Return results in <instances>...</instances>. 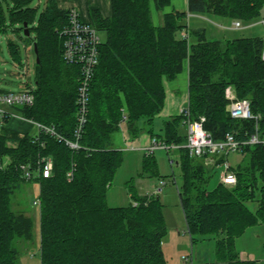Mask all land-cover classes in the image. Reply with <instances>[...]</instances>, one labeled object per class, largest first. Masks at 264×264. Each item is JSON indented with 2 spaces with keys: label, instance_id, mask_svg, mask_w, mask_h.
<instances>
[{
  "label": "trees",
  "instance_id": "16d2710c",
  "mask_svg": "<svg viewBox=\"0 0 264 264\" xmlns=\"http://www.w3.org/2000/svg\"><path fill=\"white\" fill-rule=\"evenodd\" d=\"M1 1L0 27L5 30ZM4 1L9 3L10 25H18L13 28L18 36L36 45L38 60L33 104L9 108L1 121L6 124L13 113L51 126L59 137L34 125V134L0 125V264H19L16 240L33 237L31 217L11 207V195L25 181H34L39 188L40 264H167L162 251L166 224L159 198L140 195L127 184L131 200L127 206L106 203L107 190L122 161L112 135L125 122L133 137L144 130L165 143L183 145L186 135L181 114L164 122L163 135H155L152 125L164 105V82L174 80L185 67L189 117L204 118L202 127L213 140L227 133L245 140L256 127L264 132L262 38L217 39L206 29L189 28L185 20L187 13H207L251 21L260 16L264 0H187L185 11L164 14L160 25L151 20L150 0H111L108 17L91 8L90 23L105 38L99 44L89 85L86 122L77 138L80 69L62 58L61 30L71 9L45 0L38 13L32 0ZM170 1L153 0L157 9ZM183 30L186 36L181 35ZM9 46L15 56V46ZM17 62L21 65L19 58ZM229 86L238 99L249 101L257 119L230 117L225 93ZM140 120L145 127H139ZM68 140L79 147H69ZM239 152L247 154L248 161L229 166L235 184L219 181L208 190L209 168L223 158L207 166L186 148L175 150L182 179L178 195L187 231L192 243L214 238L217 263L255 264L239 258L235 240L248 228L264 223V145L246 144ZM46 158L51 159L52 169L43 177ZM142 165L145 172L157 176L151 153L144 154ZM253 201L256 208L251 211L248 203Z\"/></svg>",
  "mask_w": 264,
  "mask_h": 264
},
{
  "label": "rangeland",
  "instance_id": "374dc122",
  "mask_svg": "<svg viewBox=\"0 0 264 264\" xmlns=\"http://www.w3.org/2000/svg\"><path fill=\"white\" fill-rule=\"evenodd\" d=\"M8 4L9 3L4 0L1 1V12L6 24V29L1 30L0 27V89L18 91L23 89L26 85L34 89L36 59L33 45L27 44V41L22 40L16 31L13 30V28H17L18 25H10L8 19ZM31 6L36 7L39 13L45 6V0H32ZM150 11L155 24L156 18L153 13L154 10H151V5ZM202 17L209 22V24L207 23V27L213 32L217 29V34L215 33L214 36L217 39L246 36L264 37V26L261 23V21L264 20V13H261L254 21H241L240 28L233 29L228 33L220 31L216 27L215 30H213L212 27H214V24L210 19H215L216 17H214V15L206 14ZM225 22L230 24L231 20L226 19ZM189 23H195L192 16H190ZM247 24L251 27L245 28ZM222 32H224V34H222ZM97 33L99 40L101 42L104 41L105 34L101 31ZM32 36L33 34H31V37ZM10 43L15 46V56L11 53ZM14 57H16V60ZM18 58L21 61V65L17 62ZM227 89L232 90L233 96L238 99L231 86L227 87L226 90ZM14 120L21 125L24 124L20 122L19 119L16 120L15 118ZM140 121L145 123L144 120ZM163 121L164 120L160 117L154 119L153 133L155 135H163ZM35 132L36 128L32 126L29 129V133L34 134ZM146 136L147 132L141 131L138 136L133 137L129 134L125 122H122L119 130L113 133V146L116 145L117 149L121 150L122 161L120 166L116 169L111 185L107 190V205L110 207H124L130 203L131 200L127 184H132L140 195L151 194L157 196L163 205V216L166 224V235L164 240L168 238V235L170 236L169 243L172 247V261L176 263L177 260H181V249L185 250L184 253L187 254V256L195 255L196 261H208L213 259L215 243L212 236L199 239L191 245L178 195V187L182 182L180 169L176 164L178 156L174 150L167 152L165 149H155L151 154L156 161L157 176L145 172L142 163L146 152L144 149L145 140L143 139H145ZM4 161L5 163L8 162L7 158H5ZM225 161L229 166L236 167L238 164H245L248 161V155L242 154L239 151L230 152L225 157ZM224 168V165L222 167L211 166L209 168L210 177L206 186L208 190L213 189L219 183L220 173ZM38 193L39 188L36 182L25 181L22 182L11 195L12 209L26 214L31 217L33 221L32 239L27 241L20 238L15 242V247L18 250L19 264H40V210L39 205L35 204V202L38 201ZM248 207L251 211H254L256 202L253 201L248 203ZM175 240L176 245L173 244ZM235 248L240 258L253 260L255 264H264V223H259L248 228L235 240Z\"/></svg>",
  "mask_w": 264,
  "mask_h": 264
},
{
  "label": "built area",
  "instance_id": "2783aa9c",
  "mask_svg": "<svg viewBox=\"0 0 264 264\" xmlns=\"http://www.w3.org/2000/svg\"><path fill=\"white\" fill-rule=\"evenodd\" d=\"M261 13H264V4L261 8ZM264 26V20L261 21ZM234 29L241 27L240 21L232 23ZM98 31L88 22L80 19L78 12L71 9L69 13L68 23L62 28L61 33L63 36V51L62 58L68 64L77 65L80 69L79 85L77 89V104L78 114L75 127V137L77 138L86 122V114L88 111L89 102V85L98 63V47L101 41L98 37ZM181 35L186 36V32L182 31ZM261 58L264 60V37ZM31 87H24L18 91H2L0 92V116L7 113L9 108L14 106L32 105L33 93ZM226 97L229 99L227 111L233 119H257V116L251 110L250 103L247 99H237L233 96L232 90H226ZM231 100V101H230ZM179 114L183 116L181 124L185 129L186 140L183 145L174 143H165L155 137H151L147 146L144 147L145 153H152L155 149H165L167 152L176 150L179 147H184L192 157L202 158L207 166L214 165L220 158L222 162L217 166L225 168L220 173V181L226 185H232L236 182L235 175L230 171L229 165L226 164L225 157L230 152H238L242 146L246 144H263L264 145V132H260L257 127L255 132L250 134L245 140H236L231 133L225 134L221 140H213L210 134L203 129L202 122L204 118L199 120H191L187 107L180 109ZM12 118H19L26 120L23 117L11 113ZM29 121V120H28ZM38 129L46 133L59 137L51 126H45L40 123L32 122ZM69 147L77 149L79 146L76 141H66ZM42 170L43 177L49 176L52 169V161L46 158ZM71 173L68 174L70 176ZM27 178L29 174L26 175ZM35 204H39L38 201Z\"/></svg>",
  "mask_w": 264,
  "mask_h": 264
},
{
  "label": "crops",
  "instance_id": "0c3cea01",
  "mask_svg": "<svg viewBox=\"0 0 264 264\" xmlns=\"http://www.w3.org/2000/svg\"><path fill=\"white\" fill-rule=\"evenodd\" d=\"M56 1H57V4L60 8L75 9L78 12L80 19L84 22L90 23L89 10L91 8L98 9L104 17H108L111 15V0H56ZM150 5H151V10L152 9L154 10L153 13H154V16L156 18V23L154 24L152 14L150 11L151 20H152L154 25H156V24L160 25L163 22L164 14L170 13V12L176 11V10L177 11H185L187 9V0H171L168 5L164 6L161 9H157L155 7L153 0H150ZM206 14L207 13H187L186 19H185L187 26L189 28H193V29H206L207 34L211 37H214L215 33L217 32L216 31L217 29L215 30V27L218 28L220 31H224L226 33H228L229 31H232L234 29L231 24L236 20L228 18V17H222V16L214 15V17H216L217 19L216 18L210 19L212 21V23L214 24V27H212V28L215 31L213 32L209 27H207L208 26L207 23L209 24V22L206 19H204V17H202L203 15H206ZM208 15H210V14H208ZM190 16L193 17L194 22H195L194 24L189 23ZM226 19L231 20V23L228 24L227 22H225ZM254 20H251V21H254ZM246 26L247 27H245V28L251 27L248 24ZM224 32H222V34H224ZM246 37H250V36H246ZM233 38H238V37H232V38H225L224 37L221 39H233ZM180 74L176 77L177 79L175 78L172 81H165L164 82V91H165L164 105H163L161 112L157 116V117H160L162 120H164L163 122H165L166 120H168L172 116L179 114L180 109L187 107L188 89H187V69H186V67L182 70V72ZM0 90H3V89H0ZM3 91H6V90H3ZM14 119L15 118H10L6 124H3L1 121V116H0V125L3 124L5 127L16 130V131L20 132L21 134L29 132V129L33 126L31 121L16 118V120L19 119L20 122L24 123L21 125L20 123H18ZM143 125H144V123L142 121H140L139 127H142ZM148 127L149 126L146 125V128H148ZM152 130H153V125H152ZM150 138L151 137L147 133L146 138L143 139V140H145L144 146H147ZM115 147H116V145H115ZM184 222H185V220H184ZM186 229H187V227H186ZM167 237H168L167 238L168 240L165 239L162 242V249H163L162 251H163L164 257L167 261V264H225V263L215 262L214 258L210 259L208 261H196L195 255H188L187 256V254L184 253L185 250H182V249H181V260H179V261L177 260V262L174 263L172 261V257H171L172 247L170 246V243H169L170 236L168 235ZM189 238L191 241L190 235H189ZM173 244L176 245V240L173 242ZM191 245H193L192 241H191ZM165 251H166V253H165ZM240 259H242V258H240Z\"/></svg>",
  "mask_w": 264,
  "mask_h": 264
},
{
  "label": "water",
  "instance_id": "95a60500",
  "mask_svg": "<svg viewBox=\"0 0 264 264\" xmlns=\"http://www.w3.org/2000/svg\"><path fill=\"white\" fill-rule=\"evenodd\" d=\"M23 30H24V35L28 36L29 35V31L26 28V23H24V25H23ZM33 49H34V52L36 53L37 52V47H36L35 44H33ZM36 60H38V59L36 58Z\"/></svg>",
  "mask_w": 264,
  "mask_h": 264
}]
</instances>
